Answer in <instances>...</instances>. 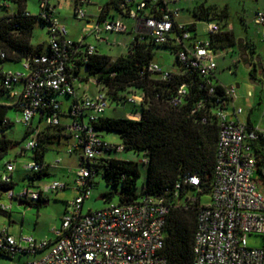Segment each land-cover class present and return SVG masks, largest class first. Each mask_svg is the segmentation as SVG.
Here are the masks:
<instances>
[{"label": "built area", "instance_id": "2783aa9c", "mask_svg": "<svg viewBox=\"0 0 264 264\" xmlns=\"http://www.w3.org/2000/svg\"><path fill=\"white\" fill-rule=\"evenodd\" d=\"M182 1L189 0H163L162 4H156L155 0H123L119 7L123 15L134 21L133 29L137 37H149L157 45L168 44L171 39L184 45V49L178 52L179 62L208 79L209 93L213 94L210 78L218 68L219 50L212 47L210 40L193 38L189 24L180 22L178 3ZM86 2H77L76 17L80 20L86 18V13L79 6ZM40 7L39 15L48 23V51L33 60H25L24 72L7 71L4 85L12 89L11 97L19 102L22 111L20 122L27 126L32 125L38 111L48 104L56 112L46 119L45 124L60 125L61 118L57 111H62L63 104L51 96L72 98L66 112L70 124L66 127L76 142L69 152H73L78 145L82 146L81 169L75 180L79 195L66 203L62 225L55 229V241H38L33 237L17 239L4 228L0 229V254L11 260L24 255L42 254L40 258L25 264H167L162 251L170 203L165 196L142 195L130 203L111 204L99 211L83 213L84 203L90 198L94 187V166L99 159L110 156L113 150L120 152L125 148L104 140L93 129L92 123L104 116L109 107L105 91L94 80H89L99 88L98 92L92 96L87 92L81 95L77 85L83 82L71 74V56L85 51L87 61L88 56L96 53V47L84 44V39L74 41L69 38L68 29L55 16L50 0H40ZM148 10H152L151 13L147 14ZM255 23L264 25V12L256 14ZM100 24L87 25L96 38L102 32L128 31L121 20H105L103 26ZM208 30L216 34L220 27L212 22L208 23ZM0 57L5 58L2 51ZM149 71L160 73L165 81L171 79L172 69H163L156 62L149 66ZM225 90L230 101L223 103L214 113L219 134L215 179L209 194L210 202L203 204L200 197L193 264H264V194L256 180L258 165L253 152L254 144L263 142L264 145V131L241 121L239 116L242 109L233 107V111H229L230 105L234 104L236 89L232 86ZM186 93L187 87L180 86L171 104L180 105ZM144 98L145 94L133 92L128 96L127 103L140 107ZM203 107L202 102L198 104V109ZM206 122L204 119L203 123ZM37 146L36 133L31 136L25 150L32 151ZM142 162L146 163V160ZM44 167L36 161L25 166L33 172H39ZM14 171L15 164L7 163L0 181L10 183ZM261 171L264 177V161ZM185 184L199 188L200 177L187 175L177 188L181 189ZM67 188L69 186L65 182L52 181L26 185L19 193L11 189L5 194L11 202L31 203L46 198L50 192ZM196 199L197 196L192 200ZM11 208V205L0 204L3 212L10 213ZM252 234L263 238L262 247L250 248L247 245V237Z\"/></svg>", "mask_w": 264, "mask_h": 264}, {"label": "trees", "instance_id": "16d2710c", "mask_svg": "<svg viewBox=\"0 0 264 264\" xmlns=\"http://www.w3.org/2000/svg\"><path fill=\"white\" fill-rule=\"evenodd\" d=\"M122 1L113 0L112 4L123 14L119 7ZM28 2L29 0H0V51L5 54L4 59L0 57V161L15 144L5 136V132L14 125L8 115L11 111L22 114L19 102L11 97L12 89L4 85L8 72L2 66L6 62L33 60L48 51L47 45L35 46L32 43L37 24L46 27L48 23L39 14H31L27 10ZM155 3L162 4L163 0H155ZM151 11L148 10L147 14ZM107 12L102 10L101 20L106 17ZM193 14L199 21L214 22L220 27L218 33H209V40L215 50L238 46L239 39L234 31L229 29L227 8L220 10L216 6L196 4ZM188 29L193 36L196 34L195 24L188 25ZM251 47L255 50L254 44ZM158 48L167 49L175 56L170 80L165 81L161 79L160 73L149 71V66L156 62ZM183 49L184 45L172 39L168 44L157 45L149 37L141 39L136 36L129 45V52L115 59L98 51L88 56L87 61L85 51H78L71 56V74L80 82L94 80L97 86L105 91L111 104L127 103L128 96L133 92L145 94L142 105L135 106L141 110L139 120L101 116L92 126L102 138L106 132L116 133L125 151L142 153L146 163L119 159L113 156V153H116L113 150L107 158L99 159L94 167L96 175H100L106 185L113 188V191L101 195L105 201L118 197V203L124 204L133 202L142 195L167 198L170 212L165 226V245L162 251L167 264H193L201 199L203 195L211 193L215 179L219 134L214 113L223 103L230 101L226 87L218 81L216 73L210 78L214 87V93L210 94L208 79L181 65L177 56ZM83 69L86 74H83ZM182 85L187 87V93L180 105H172L171 101ZM51 97L57 98L56 95ZM201 102L204 107L198 109ZM54 112L56 111L53 106L46 105L35 116L39 117L43 127H34L33 121L32 125L28 126L26 136L31 137L37 133L38 140L37 148L31 151L32 159L46 166L39 172L29 171L31 174L26 178L29 179L30 186L50 176L45 156L52 145L59 146L62 140L72 138L63 123V118H69L63 109L61 112L57 111L61 118L60 125L45 124L46 119ZM204 119L207 120L206 123H203ZM248 125L251 126L250 123ZM81 149L82 146L78 145L71 154H78ZM24 152L27 151L24 149ZM253 152L258 165L256 180L264 194V177L261 171L264 161L263 142L254 144ZM143 169L147 173L146 179L139 188L138 180L142 177ZM187 175L200 177V191L189 184L183 185L181 189L177 188ZM16 186L13 178L10 183L0 181V204L5 195L3 191L14 189ZM195 196L197 199L193 201ZM48 201L41 198L28 204L40 207ZM0 213L6 212L0 209ZM0 257L9 258L2 254Z\"/></svg>", "mask_w": 264, "mask_h": 264}, {"label": "rangeland", "instance_id": "374dc122", "mask_svg": "<svg viewBox=\"0 0 264 264\" xmlns=\"http://www.w3.org/2000/svg\"><path fill=\"white\" fill-rule=\"evenodd\" d=\"M78 0H50V5L55 10V16L62 21L70 34V38L80 41L83 38L84 44H91L97 48H101V53L111 55L113 58L124 55L128 51V45L134 39L132 33H110L102 32L99 38H96L87 25H97L100 21L102 10L109 12L108 20L121 18L117 8L112 4L113 0H87L80 9L86 13V18L80 20L76 17V7ZM196 4H204L205 6H216L218 9L223 10L227 8L229 12L228 23L237 39L244 41L246 38H251L257 46V58L260 64L264 67V25L255 23L256 14L264 12V0H189L178 3L180 9V22L196 24V34L198 38L205 40L209 37L208 22L199 21L193 14V8ZM27 10L31 14H40V0H29ZM126 25L132 24V20L125 18ZM103 26L104 24H100ZM131 26V25H130ZM103 38V39H101ZM33 45L48 43V28L43 27L38 23L32 39ZM156 62L162 68H172L175 62V56L164 48H158ZM238 46L228 48L224 51H219L217 64L218 68L216 76L218 81L225 87H235L236 95L234 97V104L230 105L229 111L242 109L239 116L241 121L251 123L255 128L264 131V78L258 79L256 82L250 80L249 65L244 62L242 56L239 54ZM23 62L19 63H4L6 70L13 72H24ZM83 74L86 70L83 69ZM89 87L87 94L92 96L96 93V85L94 82H83L81 85ZM79 94L83 92L82 87H78ZM239 86V87H238ZM83 94V93H82ZM58 101L63 104V111L68 112L72 98L64 95L57 96ZM106 117L125 118L139 120L141 117V110L136 108L131 103H124L117 107V104H111L104 113ZM14 125L5 132V136L12 140L15 144L12 146L3 160L0 161V174L5 169L8 161H13L16 165V170L13 173L14 182L18 185L14 188L15 193L21 192L29 179L27 175L31 174L25 166L33 162V152H24L26 145L31 137H27L28 126L20 122L21 113L11 111L8 115ZM66 121L63 118V121ZM38 123L37 117L33 120V126L36 127ZM103 138L115 145H121V140L116 133L106 132ZM71 144V145H70ZM75 140H62L61 145H52L51 149L46 153L45 163L48 165L50 176L46 178L44 183L52 181H61L68 184L69 189L59 190L49 193V204H42L40 207L36 206H19L17 201L9 200L5 194L1 202L5 205H11V212L0 213V229L7 228L10 233L17 239L21 237H33L38 241H55V229L62 225V217L66 209V202L73 201L79 191L76 187L75 180L77 173L81 169L80 155L71 154L69 149L75 145ZM113 156L134 162H141L143 160L142 153L134 151H120L113 153ZM59 161V164L56 162ZM146 170H142V177L138 180L139 188L142 187L146 179ZM257 176V174L255 175ZM25 177V178H24ZM95 185L91 190V196L84 203L83 213L95 212L106 208L111 204H118V197L113 198L111 201L99 200V197L107 192L113 191L112 187L106 185V182L100 175L95 176ZM37 183V182H36ZM39 184V183H37ZM210 202L209 194L202 196V203L207 204ZM247 245L250 248H260L263 246V238L257 235H248ZM42 254L37 256H22L15 260L0 257V264H25L40 258Z\"/></svg>", "mask_w": 264, "mask_h": 264}, {"label": "crops", "instance_id": "0c3cea01", "mask_svg": "<svg viewBox=\"0 0 264 264\" xmlns=\"http://www.w3.org/2000/svg\"><path fill=\"white\" fill-rule=\"evenodd\" d=\"M108 14H109V12H107V14H106V17L104 18V19H100V21L98 22V23H103L105 20H108ZM120 14V16H121V18H115L114 16L112 17V19L111 20H121V21H123L124 23H125V21L124 20H122V18L123 19H125V18H128V17H126L125 15H123L122 13H119ZM130 21H131V19H130ZM132 22V24H130V25H127V27H128V33H132V34H134V37L137 35L135 32H134V29H133V27H134V21L132 20L131 21ZM183 23H185V22H183ZM186 24H194V23H192V22H189V23H186ZM195 29L197 30V26H196V24H195ZM229 29H231V28H229ZM232 30V29H231ZM193 37H195V39L196 40H199V41H207V40H209V37L207 38V39H205V40H202V39H200V38H198V36H197V34H195ZM69 38H70V34H69ZM71 40H74L73 38H70ZM84 40H85V38H83ZM103 39V38H102ZM104 40V39H103ZM74 41H76V40H74ZM104 41H106V40H104ZM133 41V40H132ZM41 44V43H40ZM40 44H38V45H40ZM255 45V49L257 50V46H256V44H255V42L251 39V38H246L244 41H242L241 39H239V44H238V48H239V54L242 56L243 55V52L242 51H244V46H242V45H249L250 47H251V45ZM45 45V44H44ZM130 45V44H129ZM129 45H128V51H127V53L129 52ZM243 47V48H242ZM96 49H97V51L98 52H100L101 51V48L99 49V48H97L96 47ZM224 50H227V49H224ZM224 50H219V51H224ZM101 53V52H100ZM126 53V54H127ZM102 54V53H101ZM126 54H124V55H126ZM103 55H105V54H103ZM107 56H110V57H112L111 55H107ZM122 56V55H121ZM119 57V56H118ZM243 57V56H242ZM113 58V57H112ZM115 58H117V57H115ZM115 58H113V59H115ZM174 65V64H173ZM3 67V69L4 70H6V68H5V66L3 65L2 66ZM162 68V67H161ZM163 69H166V70H169L170 68H163ZM171 69H174V67H172ZM7 71V70H6ZM8 71H11V72H13L12 70H8ZM260 81L262 82V84H263V81L261 80V76H260ZM79 86L80 87H82V90H83V94L85 93V92H88V90H90L89 89V87L86 85V87L82 84V85H80L79 84ZM78 86V87H79ZM98 90H99V88L98 87H96V93L98 92ZM81 93V95H83ZM95 93V94H96ZM94 95V94H93ZM122 105V104H121ZM118 106H120V105H117V107ZM106 117V116H105ZM36 118V117H35ZM128 118H130L131 119V117H128ZM37 119H38V123H37V126L39 125L41 128L43 127V125L44 124H42V123H40V119H39V117H37ZM65 119H66V121L64 120L63 121V123L65 124V125H68V124H70V118H68V117H65ZM41 124V125H40ZM248 124V123H247ZM251 124V123H250ZM251 126H253L252 124H251ZM39 127V128H40ZM254 127V126H253ZM70 139H72V140H74L73 138H70ZM105 140V139H104ZM109 142V141H108ZM71 145V144H70ZM15 147V146H14ZM76 154V153H75ZM78 154L80 155V158H81V151H79L78 152ZM81 162V161H80ZM7 163H14L13 161H8ZM6 163V164H7ZM15 164V163H14ZM6 170V166H5V169L3 170V172ZM15 170H16V165H15ZM3 172L0 174V177H1V175L3 174ZM15 172V171H14ZM13 172V173H14ZM13 173H12V178L14 179V176H13ZM48 173H49V171H48ZM45 177V176H44ZM46 178L47 177H45V179L42 181H38L37 183H39V184H42V183H44V181L46 180ZM16 183V182H15ZM36 183V184H37ZM17 184V183H16ZM18 185V184H17ZM67 189H69V188H67ZM4 197V196H3ZM46 199L47 200H49L50 198H49V195H47V197H46ZM10 200V199H9ZM11 201V200H10ZM13 202V201H12ZM12 202H11V204H12ZM67 203V202H66ZM49 204V201L48 202H46L44 205H48ZM12 214V212H10V215ZM9 230V229H8ZM10 232V231H9Z\"/></svg>", "mask_w": 264, "mask_h": 264}, {"label": "flooded vegetation", "instance_id": "af4514ba", "mask_svg": "<svg viewBox=\"0 0 264 264\" xmlns=\"http://www.w3.org/2000/svg\"><path fill=\"white\" fill-rule=\"evenodd\" d=\"M242 46H244V51H242L243 52L242 58H243L244 62L249 65L250 80L252 82H256V81H258L260 76H261V78L262 77L264 78V67L258 61L257 50L256 49L254 50L249 45H242Z\"/></svg>", "mask_w": 264, "mask_h": 264}, {"label": "water", "instance_id": "95a60500", "mask_svg": "<svg viewBox=\"0 0 264 264\" xmlns=\"http://www.w3.org/2000/svg\"><path fill=\"white\" fill-rule=\"evenodd\" d=\"M238 87H239V86H238ZM12 148H13V147H12ZM8 191H9V190L6 189V190H4L3 192L6 193V192H8ZM99 200H104V197L100 196V197H99ZM18 204H19V206H29L28 203H24V202H19Z\"/></svg>", "mask_w": 264, "mask_h": 264}]
</instances>
